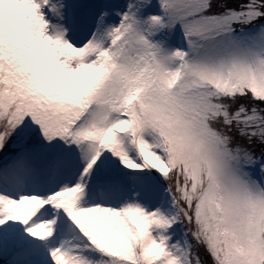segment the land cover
<instances>
[{"label": "snow or ice", "instance_id": "snow-or-ice-1", "mask_svg": "<svg viewBox=\"0 0 264 264\" xmlns=\"http://www.w3.org/2000/svg\"><path fill=\"white\" fill-rule=\"evenodd\" d=\"M0 264H264V0H0Z\"/></svg>", "mask_w": 264, "mask_h": 264}]
</instances>
